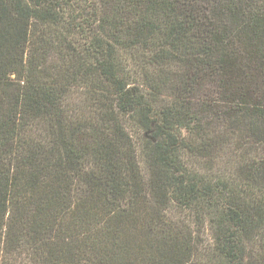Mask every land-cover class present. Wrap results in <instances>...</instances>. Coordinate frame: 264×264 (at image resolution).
Instances as JSON below:
<instances>
[{"label":"trees","instance_id":"16d2710c","mask_svg":"<svg viewBox=\"0 0 264 264\" xmlns=\"http://www.w3.org/2000/svg\"><path fill=\"white\" fill-rule=\"evenodd\" d=\"M0 264H264V0H0Z\"/></svg>","mask_w":264,"mask_h":264}]
</instances>
